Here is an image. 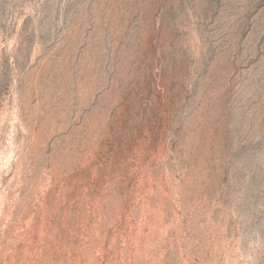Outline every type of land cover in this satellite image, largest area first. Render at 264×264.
<instances>
[{
	"label": "rangeland",
	"instance_id": "obj_1",
	"mask_svg": "<svg viewBox=\"0 0 264 264\" xmlns=\"http://www.w3.org/2000/svg\"><path fill=\"white\" fill-rule=\"evenodd\" d=\"M0 264H264V0H0Z\"/></svg>",
	"mask_w": 264,
	"mask_h": 264
}]
</instances>
